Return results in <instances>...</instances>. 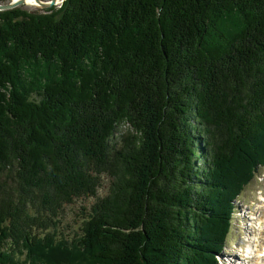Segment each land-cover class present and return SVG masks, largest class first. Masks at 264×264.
<instances>
[{
  "label": "trees",
  "instance_id": "obj_1",
  "mask_svg": "<svg viewBox=\"0 0 264 264\" xmlns=\"http://www.w3.org/2000/svg\"><path fill=\"white\" fill-rule=\"evenodd\" d=\"M263 133L264 0L2 10L0 264H217Z\"/></svg>",
  "mask_w": 264,
  "mask_h": 264
},
{
  "label": "rangeland",
  "instance_id": "obj_2",
  "mask_svg": "<svg viewBox=\"0 0 264 264\" xmlns=\"http://www.w3.org/2000/svg\"><path fill=\"white\" fill-rule=\"evenodd\" d=\"M28 1L29 0H27V3L25 2L26 4L25 6L22 7L23 9L30 12L41 11L39 8L36 7V4L34 2L29 3ZM62 1L63 0L61 1L58 0L57 4H60ZM263 145H264V133L254 142V144H252L251 154L253 155L254 152L255 153L260 152ZM250 148L251 146L248 149ZM242 161L244 160L242 159ZM242 161H238V163L240 164L242 163ZM232 166L226 168L223 171H220L219 169L216 168V180L221 184L220 194L225 195L229 192V189L226 186V178L223 174L225 172L227 173V171L232 169ZM101 182L102 185L100 189L97 191L96 196L94 198L77 200L74 205L65 207L64 214L62 216V223L59 225L60 233H63L68 237H72L74 236L75 233H79L81 223L84 219L81 218L80 216L81 206L88 208L89 210L90 206L93 203H95L98 198L105 197L109 193L110 178L108 176H102ZM256 196H257V203H256ZM262 198H264V167L258 169V172L255 178L253 179V181L248 186H246L242 195L238 198V200L235 203L236 210L232 215L231 233L227 238L228 243L225 249L223 250L222 254L218 257L219 264H249L248 261L242 262V258L243 259L245 258L244 249L246 248L247 233H245V230L241 228L244 224V221L241 220L240 216L252 217L256 215L255 211L257 207L260 205V201H258V199L261 200ZM210 222H212V219H210ZM249 222H251V220H249ZM209 226L210 224H207V226H205L206 228H204L205 235H204V239H202V245H204L205 257H203V260L201 261L200 264H209L208 262L210 256L214 257V252L210 250V244L208 242L213 238L217 237V234L213 235V233H211V228ZM249 226L253 228L255 226V222L252 221V225L249 224ZM263 234H264V230L261 232L262 236ZM202 236L203 235H201L200 237L202 238ZM248 237L250 238V241L251 239L253 242L255 241L253 238L254 235L251 232L249 233Z\"/></svg>",
  "mask_w": 264,
  "mask_h": 264
},
{
  "label": "water",
  "instance_id": "obj_3",
  "mask_svg": "<svg viewBox=\"0 0 264 264\" xmlns=\"http://www.w3.org/2000/svg\"><path fill=\"white\" fill-rule=\"evenodd\" d=\"M27 0H11L9 2H6L5 4L0 5V11L2 10H11L17 7H23L25 6V2ZM57 1L58 0H46V1H41V0H32L36 4V7L41 9V10H46L50 9L52 7H57Z\"/></svg>",
  "mask_w": 264,
  "mask_h": 264
},
{
  "label": "bare ground",
  "instance_id": "obj_4",
  "mask_svg": "<svg viewBox=\"0 0 264 264\" xmlns=\"http://www.w3.org/2000/svg\"><path fill=\"white\" fill-rule=\"evenodd\" d=\"M59 1H61V0H59ZM28 2L32 3V0H29ZM26 3H27V1H26ZM263 236H264V234H263ZM259 253H260V251H258L257 258L255 259V261H254L255 263H253V264H264L263 260L260 259Z\"/></svg>",
  "mask_w": 264,
  "mask_h": 264
}]
</instances>
